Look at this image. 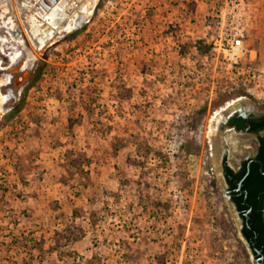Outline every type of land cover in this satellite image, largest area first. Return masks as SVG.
<instances>
[{
	"label": "rangeland",
	"instance_id": "1",
	"mask_svg": "<svg viewBox=\"0 0 264 264\" xmlns=\"http://www.w3.org/2000/svg\"><path fill=\"white\" fill-rule=\"evenodd\" d=\"M7 1L0 264H258L212 145L234 134L219 153L235 167L255 136L209 122L240 101L264 114V0L235 1L254 51L235 67L200 49L220 26L209 0H96L39 49L29 16L67 3Z\"/></svg>",
	"mask_w": 264,
	"mask_h": 264
},
{
	"label": "flooded vegetation",
	"instance_id": "2",
	"mask_svg": "<svg viewBox=\"0 0 264 264\" xmlns=\"http://www.w3.org/2000/svg\"><path fill=\"white\" fill-rule=\"evenodd\" d=\"M58 2H59V0H38V3L37 2H35V3L39 4L41 9H44V7H46L47 9H50L54 4L56 5V3H58ZM60 4H62V3L60 2ZM11 62L17 63V59L11 60ZM31 63L29 64V66H27V65L25 66L26 69H29V70H27L26 72H23L24 74L21 76L23 78L21 79L20 82L24 83L23 80L27 79V77H29L31 75V73L33 71V64H32V66H30ZM28 67H30V68H28ZM9 82H10V80H9ZM229 107H230V105L226 106V108H229ZM229 111H234V112H232L228 116V118L225 122H222L221 120H219L217 123H214L212 120V124H213L212 126H216V127L218 126L219 128L225 127L226 131H236V132L240 131V132H244V133L253 134L255 136L254 151H253V154L246 156L240 160H237V165L235 167H232L228 163L226 151L222 150L218 156V170H219V173H220V176L222 179V183L224 184V192L228 196V198L230 199L231 203L233 204V207L235 208V211L237 212V214L241 218V234L250 246L251 252L253 254V259L258 264H264V255L262 254L261 250L260 249L256 250L255 249L256 247L254 248V244L251 243L250 241H248V239H246V237L243 235L242 229L244 226V222H243V219H242L240 213L237 210V204H236V200L238 198H240L242 195H243V198H245V196H246V194H245L246 190L242 188V181H243L244 177L246 176L247 172L249 171L250 164L252 162H254V163L259 162L256 159V154H257L258 146L260 144L259 143V137L264 136V128L254 130L253 129V123L256 121V119L264 116V114L253 116L250 113H248L247 111H245V109L243 107L230 108ZM212 130H211V133H212ZM213 133H217V135L219 134L217 129H214ZM244 169H246V172L243 174V176H241ZM239 183H240V186L238 187ZM263 207H264V205H263ZM250 211H251L250 208L246 209V211L244 212V216L247 217V214ZM262 215H263V208H262ZM263 221H264V218H263ZM247 227H249V226L247 225ZM256 236H257V234L255 233L252 236V238L255 239ZM254 250H255V252H254ZM256 254H257V256H256Z\"/></svg>",
	"mask_w": 264,
	"mask_h": 264
},
{
	"label": "bare ground",
	"instance_id": "3",
	"mask_svg": "<svg viewBox=\"0 0 264 264\" xmlns=\"http://www.w3.org/2000/svg\"><path fill=\"white\" fill-rule=\"evenodd\" d=\"M76 1L78 0H65L67 4L62 5L59 3L56 12H51L50 14H47L45 16V13H33L29 16L28 19V33L31 36L32 40L35 42L36 46L38 49L44 45L47 39L53 36V34L57 31H70L75 27V25L78 23L79 20V14L84 17V15H89L91 12V9L94 6V2L96 0H86L80 7V12L79 11H73L72 15L69 13H66L68 8H71L73 5H75ZM0 6L3 7V10L9 9V3L7 0H0ZM78 10V9H77ZM4 12V11H3ZM56 13V14H55ZM3 14H0V17H2ZM55 16V19H54ZM50 18V19H49ZM7 26L8 30L13 31L15 30V25L12 23V20L8 18L6 21L2 20L0 21V27ZM17 42H20L19 40ZM5 82H2L0 80V84H4ZM236 107H243L241 101L238 104H234L232 108ZM229 108H224L222 110V114L229 112ZM222 114L220 116V120L222 117ZM215 116H213L210 120V126L212 123V120L214 119ZM215 121V120H214ZM213 125V124H212ZM210 129V128H209ZM215 135V134H214ZM213 135V136H214ZM228 136V137H227ZM234 137V134L230 135V132H228V135L224 134H218L217 138L214 140L212 143L213 148H214V163L216 162L219 154V145H221V142L224 140H229ZM213 138V137H212ZM218 169V168H217Z\"/></svg>",
	"mask_w": 264,
	"mask_h": 264
},
{
	"label": "trees",
	"instance_id": "4",
	"mask_svg": "<svg viewBox=\"0 0 264 264\" xmlns=\"http://www.w3.org/2000/svg\"><path fill=\"white\" fill-rule=\"evenodd\" d=\"M198 40V43H201ZM203 51L210 49V46H203L200 48ZM264 128V116L256 119L253 123V129L258 130ZM259 146L256 154L257 163L252 162L250 164L249 171L242 181V188L246 190V196L243 195L236 200L237 210L240 213L244 226L242 229L243 235L254 244L256 249H260L264 255V221L262 215V208L264 205V174L260 171L259 167L262 165L264 171V136L259 137ZM246 172V169L242 172L241 176ZM250 208L247 217L244 216L246 209ZM247 225L249 227H247ZM257 234L256 238L252 236ZM252 239V240H251ZM255 252V250H254ZM257 256V254H256Z\"/></svg>",
	"mask_w": 264,
	"mask_h": 264
},
{
	"label": "built area",
	"instance_id": "5",
	"mask_svg": "<svg viewBox=\"0 0 264 264\" xmlns=\"http://www.w3.org/2000/svg\"><path fill=\"white\" fill-rule=\"evenodd\" d=\"M236 0H209L211 7L217 11L219 29L210 38V51L216 59L227 62L229 67L237 66L241 60L253 54L244 42V34L232 24H236L232 11L237 7ZM228 10V11H225Z\"/></svg>",
	"mask_w": 264,
	"mask_h": 264
},
{
	"label": "water",
	"instance_id": "6",
	"mask_svg": "<svg viewBox=\"0 0 264 264\" xmlns=\"http://www.w3.org/2000/svg\"><path fill=\"white\" fill-rule=\"evenodd\" d=\"M235 111V110H234ZM234 111H229V112H227V113H224V115L222 114V117H221V121L222 122H225L226 120H227V118H228V116L232 113V112H234ZM259 169H260V171L262 172V174H264V171H263V169H262V165H260V167H259ZM240 186V183L238 184V187ZM246 215V214H245ZM254 248H255V246H254ZM256 249V248H255ZM257 250V249H256Z\"/></svg>",
	"mask_w": 264,
	"mask_h": 264
}]
</instances>
